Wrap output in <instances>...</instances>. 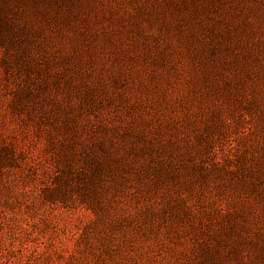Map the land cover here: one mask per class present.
<instances>
[{
	"label": "rangeland",
	"instance_id": "rangeland-1",
	"mask_svg": "<svg viewBox=\"0 0 264 264\" xmlns=\"http://www.w3.org/2000/svg\"><path fill=\"white\" fill-rule=\"evenodd\" d=\"M250 163L264 0H0V264H264Z\"/></svg>",
	"mask_w": 264,
	"mask_h": 264
},
{
	"label": "trees",
	"instance_id": "trees-1",
	"mask_svg": "<svg viewBox=\"0 0 264 264\" xmlns=\"http://www.w3.org/2000/svg\"><path fill=\"white\" fill-rule=\"evenodd\" d=\"M207 168L211 169L210 165L209 166H207V165L205 166L206 172L208 170H210V169H207ZM248 169L251 170L250 173L255 174L256 179L259 182V184H261V181H263V183H264V167H262V166L261 167H257L254 164L250 163V164H246V170H248Z\"/></svg>",
	"mask_w": 264,
	"mask_h": 264
}]
</instances>
